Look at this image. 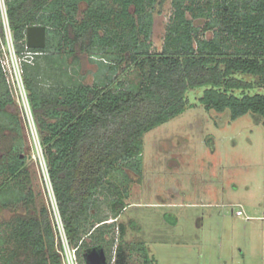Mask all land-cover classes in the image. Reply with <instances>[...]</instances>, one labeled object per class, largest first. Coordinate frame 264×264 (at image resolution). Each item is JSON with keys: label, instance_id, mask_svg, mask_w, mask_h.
<instances>
[{"label": "trees", "instance_id": "trees-1", "mask_svg": "<svg viewBox=\"0 0 264 264\" xmlns=\"http://www.w3.org/2000/svg\"><path fill=\"white\" fill-rule=\"evenodd\" d=\"M160 1L5 0L54 197L81 264L88 250L112 248L105 236L114 227L123 240L127 227L116 223L128 197L122 166L140 172L144 135L181 115L190 90L204 89L201 102L209 111L230 110L232 120L252 113L264 124V0H172L162 52L154 53V11ZM82 4L87 8L79 20ZM197 20H205L203 28ZM33 25L47 28L44 49L27 48L26 32ZM27 52L32 60L25 59ZM78 52L91 56L104 78L93 85L73 83L68 59L77 60ZM124 63L134 68L131 84L116 78ZM45 77L54 81L48 89ZM15 107L0 50V142L7 132L15 135L0 160V199L7 189L14 191L12 201L0 200L3 208L32 198L31 192L26 195L27 159ZM116 173L124 182L112 180ZM104 191L112 197V223L96 211ZM92 216L97 223L89 228ZM54 220L43 206L38 214L1 225L0 264H63ZM138 250L145 264H154L144 246ZM115 264H130L122 243Z\"/></svg>", "mask_w": 264, "mask_h": 264}, {"label": "rangeland", "instance_id": "rangeland-1", "mask_svg": "<svg viewBox=\"0 0 264 264\" xmlns=\"http://www.w3.org/2000/svg\"><path fill=\"white\" fill-rule=\"evenodd\" d=\"M1 2L5 6V0ZM86 8L82 4L79 20ZM3 10L4 22L5 7ZM172 12V0H162L156 6L151 38L154 53L162 52ZM195 24L203 28L205 20ZM204 36L211 38L212 33ZM12 38L4 22L0 50L16 101L13 111L22 123L21 154L27 159L29 179L26 195L31 192L32 198L6 208L0 206V226L17 217L38 214L43 206L56 219L41 140L22 106L25 93ZM39 63L46 67L44 59ZM127 65L119 68L116 78L131 84L135 71ZM68 71L73 83L93 85L97 78H104L99 65L83 52H78L77 60L68 59ZM43 83L48 89L54 81L45 77ZM203 92V88L190 90L189 105L181 115L144 135L139 173L132 174L122 166L128 175L124 174L128 179L123 185L128 197L116 223H124L127 230L123 240L117 227L106 234L112 243V248L106 247L108 258L122 243L130 253V264H145L138 250L142 246L154 264H264V124L252 113L232 120L230 110H207L201 102ZM14 137L7 132L1 140L0 160L9 154ZM111 178L124 182L120 173ZM13 196L9 188L0 200L6 203ZM111 200L104 191L97 202L98 217L108 219L107 223L115 221ZM238 205L244 210L242 217L235 215ZM92 223L96 224L97 218H90L89 228Z\"/></svg>", "mask_w": 264, "mask_h": 264}, {"label": "built area", "instance_id": "built-area-1", "mask_svg": "<svg viewBox=\"0 0 264 264\" xmlns=\"http://www.w3.org/2000/svg\"><path fill=\"white\" fill-rule=\"evenodd\" d=\"M0 2H1V0H0ZM4 7H5L4 4L1 2L2 12H4V10H3ZM4 18H5L4 19L5 26L11 32V30L9 28V23H8L6 10H5ZM11 35H12V33H11ZM32 55L33 54L31 52H27L26 56H25V59L26 58L27 59H32ZM18 60L20 62V67L19 68L21 70L22 86H23L24 93H25V97L23 96V104H22V106L24 107L26 119H27V121H29L30 126L32 127V129H33V131L35 133V136L39 137L37 124H36L34 115L32 113V109H31V105H30L29 97H28V92L26 90V87H25V84H24V80H23V71H22V66H21L22 60L19 57H18ZM2 64H3V60H2ZM3 68H4L5 72L7 73L4 65H3ZM49 183H50V187L52 189V185H51L50 179H49ZM52 191H53V189H52ZM55 202H56V200H55ZM238 207H239V209H237L235 211V215L237 217L244 216V210H243L242 206L238 205ZM55 216H56V219L54 220L55 221V229H56L57 236H59V233H60L61 246H59V252L61 253L63 264H81L79 256H78V248H75V247L71 246L70 243H69V240L67 238L66 231H65V228H64V225H63V222H62V219H61L58 207H57V203H56V214H55ZM116 259H117V248L114 251V255L112 256L111 261L109 262V260H108V264H115Z\"/></svg>", "mask_w": 264, "mask_h": 264}, {"label": "water", "instance_id": "water-1", "mask_svg": "<svg viewBox=\"0 0 264 264\" xmlns=\"http://www.w3.org/2000/svg\"><path fill=\"white\" fill-rule=\"evenodd\" d=\"M28 49H44L47 45V28L43 25L28 27L26 32ZM85 264H108L107 253L104 248L91 249L84 254Z\"/></svg>", "mask_w": 264, "mask_h": 264}]
</instances>
